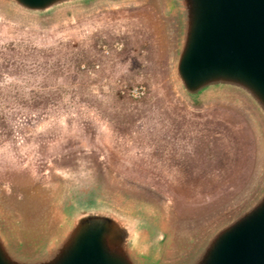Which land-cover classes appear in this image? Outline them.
<instances>
[{"label": "rangeland", "instance_id": "374dc122", "mask_svg": "<svg viewBox=\"0 0 264 264\" xmlns=\"http://www.w3.org/2000/svg\"><path fill=\"white\" fill-rule=\"evenodd\" d=\"M170 64L151 5L48 27L0 13V202L41 214L65 171L152 199L179 234L239 205L258 175V132L230 103H184Z\"/></svg>", "mask_w": 264, "mask_h": 264}, {"label": "water", "instance_id": "95a60500", "mask_svg": "<svg viewBox=\"0 0 264 264\" xmlns=\"http://www.w3.org/2000/svg\"><path fill=\"white\" fill-rule=\"evenodd\" d=\"M144 5L156 7L168 33L180 99L194 109L227 102L251 119L261 153L252 190L179 234L152 199L99 175L60 171L41 214L0 202V264H264V0H0V13L48 27Z\"/></svg>", "mask_w": 264, "mask_h": 264}, {"label": "built area", "instance_id": "2783aa9c", "mask_svg": "<svg viewBox=\"0 0 264 264\" xmlns=\"http://www.w3.org/2000/svg\"><path fill=\"white\" fill-rule=\"evenodd\" d=\"M108 52V51H107ZM145 88L144 86H137L134 87L133 89H131V95L135 98L141 96L142 94H144Z\"/></svg>", "mask_w": 264, "mask_h": 264}, {"label": "flooded vegetation", "instance_id": "af4514ba", "mask_svg": "<svg viewBox=\"0 0 264 264\" xmlns=\"http://www.w3.org/2000/svg\"><path fill=\"white\" fill-rule=\"evenodd\" d=\"M94 169H95V168H94ZM94 169H93V171H94ZM95 171H96V170H95ZM90 172H91V170H90ZM95 175H97L96 172H95ZM90 176H92V175H90ZM93 176H94V175H93Z\"/></svg>", "mask_w": 264, "mask_h": 264}]
</instances>
